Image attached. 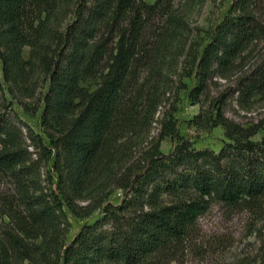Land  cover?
<instances>
[{"label":"trees","instance_id":"trees-1","mask_svg":"<svg viewBox=\"0 0 264 264\" xmlns=\"http://www.w3.org/2000/svg\"><path fill=\"white\" fill-rule=\"evenodd\" d=\"M169 2L0 0V175L14 185L0 199V264H172L214 206L264 212V138L255 140L264 118L245 127L226 116L220 97L194 120L224 129L219 152L195 148L169 117L152 136L176 34ZM156 19L164 22L157 29ZM259 42L264 0H232L195 63L192 104L201 107L212 80L228 79ZM239 85L249 110L264 98V65ZM16 104L32 117L42 110L48 144L24 133ZM168 139L176 145L164 154ZM98 210L69 244L66 211L86 219Z\"/></svg>","mask_w":264,"mask_h":264},{"label":"rangeland","instance_id":"rangeland-1","mask_svg":"<svg viewBox=\"0 0 264 264\" xmlns=\"http://www.w3.org/2000/svg\"><path fill=\"white\" fill-rule=\"evenodd\" d=\"M156 1L147 0V3L153 5ZM231 6L232 0H170L169 8L175 17L173 27L176 34L173 47L165 54L167 66L161 75L165 97L160 113L156 117L158 122L153 126V137L159 135L160 123L169 117L177 124L180 135L190 141L195 148L219 152L227 142L224 129L222 127L198 129L194 125V120L203 110L210 112L212 102L220 97L226 99V116L245 127L255 125L264 118V98H255L250 109L244 110L240 107L237 92L241 80L264 65V42L256 43L248 50L228 79L217 77L212 80L201 107L192 104L189 98L190 92L197 85L195 63L198 65L199 58L210 44L212 34L224 22ZM163 24L160 19L154 20L156 29ZM25 58H30L29 48L25 49ZM2 84L4 85L3 79ZM93 86H90L91 89ZM48 89L49 83H44V78H41L37 92L39 97H44ZM14 109L24 133L27 135L31 129L48 144L41 122L42 110L36 117H32L17 104ZM263 138L264 134H260L255 140L261 141ZM28 144L30 145V140ZM175 145V141L165 140L161 144V151L170 154ZM29 150L35 151L33 148ZM46 171L43 169L44 174ZM43 178L45 179V176ZM13 191L14 185L10 179L0 175V199L3 195H12ZM122 200L123 192L117 191L111 196L109 203L118 206ZM1 211L0 201V225L3 219ZM66 212L70 223L69 244L85 226L94 224L102 216L100 210L86 219L77 218L71 212ZM198 229V235L187 244L179 260L172 264L260 263L264 253V212L261 214L235 212L216 205L200 219Z\"/></svg>","mask_w":264,"mask_h":264}]
</instances>
